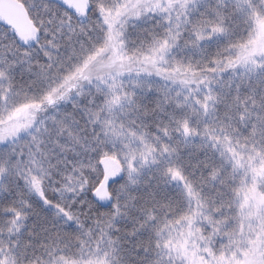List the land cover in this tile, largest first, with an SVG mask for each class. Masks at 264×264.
I'll return each instance as SVG.
<instances>
[{"label":"snow or ice","instance_id":"snow-or-ice-1","mask_svg":"<svg viewBox=\"0 0 264 264\" xmlns=\"http://www.w3.org/2000/svg\"><path fill=\"white\" fill-rule=\"evenodd\" d=\"M0 264H264V0H0Z\"/></svg>","mask_w":264,"mask_h":264}]
</instances>
